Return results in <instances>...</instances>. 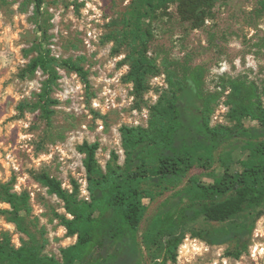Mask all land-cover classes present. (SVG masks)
Returning <instances> with one entry per match:
<instances>
[{"label": "rangeland", "instance_id": "1", "mask_svg": "<svg viewBox=\"0 0 264 264\" xmlns=\"http://www.w3.org/2000/svg\"><path fill=\"white\" fill-rule=\"evenodd\" d=\"M134 1L45 0L51 17L48 46L52 54L79 62L88 78L86 82L76 70L59 66L61 77L51 93L57 102L48 118L38 102L48 76L41 69L27 71L37 55L39 37L34 3L0 0V180L12 182L19 192H29V228L31 234L47 240L44 254L61 259L77 236L61 223L60 215L67 214L64 202L49 191L41 176L56 177L69 190L76 182L81 196L88 198L85 155L79 146L98 141L97 158L103 167L113 152L124 164L121 127L147 126L153 108L173 89L172 81L180 80L187 70L198 79L199 94L211 102L212 126L238 131L232 109L253 104L264 109V0H216L212 10L196 20L180 15L177 1L159 9L157 17L148 20L152 30L149 56L157 67L147 74L141 93L128 79V46L110 38L122 28ZM244 120L248 126L256 123ZM245 140L238 135L226 141L211 167L195 166L183 184L192 176L208 180L209 174L220 170V157L229 151L233 170L241 168L239 160L249 155L243 148ZM171 193L146 199L142 228ZM9 207L0 199V238L7 234L19 247L30 237L3 212ZM259 211L264 212V205L247 206L231 221L200 219L194 225L226 229L233 222H254L247 249L239 258L226 253L236 247L235 238L210 244L189 232L177 259L169 264H264V213L258 215Z\"/></svg>", "mask_w": 264, "mask_h": 264}, {"label": "trees", "instance_id": "2", "mask_svg": "<svg viewBox=\"0 0 264 264\" xmlns=\"http://www.w3.org/2000/svg\"><path fill=\"white\" fill-rule=\"evenodd\" d=\"M31 1L39 37L37 55L29 62L27 71L35 73L41 69L48 76L38 102L50 118L54 112L51 106L57 102L51 93L61 77L58 67L65 65L76 70L86 82L88 78L79 62L52 54L48 46L51 17L45 11V0ZM176 1L180 15L191 20L205 17L216 3V0H137L124 15L122 28L110 36L129 48L128 79L134 82L138 93L146 88L149 71L157 67L149 56L152 30L148 20ZM197 81L187 70L180 80L172 81L173 89L153 108L147 126L121 127L124 164L113 152L103 167L97 158L98 141H85L79 146L85 155L88 198L81 196L76 182L69 190L56 177L41 176L49 191L64 202L67 214L60 215L61 223L77 236L76 243L63 250L61 259L44 254L47 240L30 232L29 192H19L12 182L0 180V199L10 206L3 212L30 237L19 247L12 244L7 234L0 238V264H169L177 259L179 247L189 232L210 244L235 238L236 247L226 253L239 258L247 249L254 222H233L226 229L194 225L200 219L231 221L247 206L264 205V109L256 104L232 109L238 131L212 126L213 107L210 100L199 94ZM244 119L256 123L248 126ZM238 135L245 136L243 148L249 151L246 158L239 160L241 168L233 170L234 159L229 151L220 157V170L209 174L208 180L192 176L183 184L195 166L210 168L216 151ZM169 191L172 193L142 228L146 199ZM263 213L259 211L258 215Z\"/></svg>", "mask_w": 264, "mask_h": 264}]
</instances>
